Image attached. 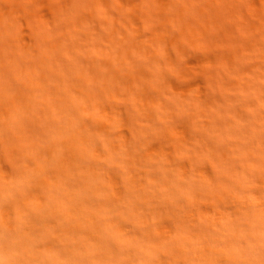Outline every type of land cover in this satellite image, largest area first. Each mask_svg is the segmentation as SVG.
Segmentation results:
<instances>
[{
    "label": "clouds",
    "instance_id": "clouds-1",
    "mask_svg": "<svg viewBox=\"0 0 264 264\" xmlns=\"http://www.w3.org/2000/svg\"><path fill=\"white\" fill-rule=\"evenodd\" d=\"M203 3L0 0V12L49 10L27 58L68 84L51 116L21 99L0 118V264H264V49L237 54V41L217 39L239 19L225 10L193 39ZM223 3L264 29V0ZM209 47L215 61L191 63ZM20 51L19 29L0 21V100ZM204 204L218 215L200 214Z\"/></svg>",
    "mask_w": 264,
    "mask_h": 264
},
{
    "label": "bare ground",
    "instance_id": "bare-ground-1",
    "mask_svg": "<svg viewBox=\"0 0 264 264\" xmlns=\"http://www.w3.org/2000/svg\"><path fill=\"white\" fill-rule=\"evenodd\" d=\"M253 6L260 8L261 5L259 0H254ZM221 10L227 11L230 15L238 16L236 24H230L223 28L217 35V39L222 41H237L239 47L236 49L237 54L251 55L253 53L259 54L264 49V29L261 28L259 19H253L245 12L241 11L234 3H223V0H204V3L199 9L201 23L196 27L192 28L191 37L193 39L205 37L208 34L209 27L217 23V18ZM50 15L49 10L44 8L41 10V17L37 18L32 13L14 8L10 11L0 12V21L4 19H10L14 25L19 29V42H20V61L17 62L15 59H7L6 63L10 65V70L13 73V79L8 82L9 88V99L0 100V118L6 117L12 107L17 105L18 101L23 99L28 102L32 112L36 119L41 120L49 117L57 112L58 105L63 101V95L61 93V85L64 82V87H68L66 82V76L60 67H53L49 69L50 75L35 71L30 67V61L28 60L29 50L32 48V42L34 39V28L42 22L44 18ZM112 43L111 37L103 38V42L96 44V51L98 56H103L106 49ZM218 51L214 47L203 49L195 54L191 60L192 64H201L205 62H213L217 59ZM87 56V53H84ZM5 62V57L0 54V63ZM85 68H87L89 61L84 59ZM256 67L255 64L249 65V71ZM22 74L27 77L21 83L20 75ZM3 76V72H0V77ZM2 84V81H0ZM21 85L22 89L20 95H17L16 87ZM232 87L240 86L239 81H232ZM180 87V86H176ZM190 87H199L201 93H204V82L202 80H195L191 83ZM204 99H207L204 97ZM107 111L110 112V109ZM242 114V113H241ZM183 127L187 130V121L184 122ZM235 144L236 142H232ZM259 141L256 142L258 145ZM165 151H171L169 148H165ZM181 167L187 170L190 165L187 161L181 164ZM237 171L243 172L244 167L242 162H238ZM205 175H211L212 169L205 167L203 169ZM36 195L39 199H43V193L40 190L36 191ZM200 214L206 217H214L218 215L217 208L210 204H204L198 210ZM229 214L235 216L239 215L240 212L237 208H229ZM164 227L168 232H172L173 226L171 224H165ZM162 259H167L162 257Z\"/></svg>",
    "mask_w": 264,
    "mask_h": 264
}]
</instances>
